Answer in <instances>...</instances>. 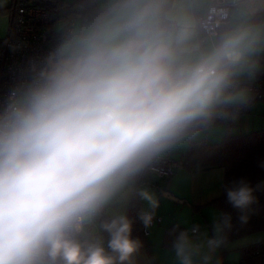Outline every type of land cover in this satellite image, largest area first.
I'll use <instances>...</instances> for the list:
<instances>
[{"label":"clouds","instance_id":"1","mask_svg":"<svg viewBox=\"0 0 264 264\" xmlns=\"http://www.w3.org/2000/svg\"><path fill=\"white\" fill-rule=\"evenodd\" d=\"M262 69L264 0H79L0 110V264H134L118 208L138 195L151 227L141 179L237 121ZM254 191L240 180L227 198L243 213ZM225 229L180 231L178 264H210Z\"/></svg>","mask_w":264,"mask_h":264},{"label":"trees","instance_id":"2","mask_svg":"<svg viewBox=\"0 0 264 264\" xmlns=\"http://www.w3.org/2000/svg\"><path fill=\"white\" fill-rule=\"evenodd\" d=\"M78 2L79 0H73V2L40 0L43 6L51 12H56L59 17L71 13L74 10V5ZM63 6L68 7L65 13L58 10ZM10 11L11 5L0 8L2 13H9ZM261 77H264V75ZM228 125L230 126V124ZM182 164L190 173L215 167L224 169L222 195L213 199L211 204L221 211L219 223H223L225 217H230L231 229H225L226 244L264 230V129L252 130L246 133H235L228 129L225 137L217 142H210L205 137L197 139L189 143ZM144 180L145 176L140 182ZM240 180L246 181L249 186L255 189L254 195L256 197V202L243 213L240 209L234 208L227 198V189L234 187ZM168 182L169 180H165V186L159 187V189L164 192L168 191ZM159 183L160 181L157 180L156 185ZM142 211L140 199L138 195H134L127 216L133 221V238L139 239L142 245L135 256L146 249L153 260L156 261L151 250V244L142 231V221L139 218ZM242 214L248 216L247 223L240 221L239 217ZM183 229L177 222L167 226L164 231L163 245L172 247L175 237ZM104 235L107 237V234ZM225 247L226 245L217 250L211 264H264V242L240 248V260L237 263H231L227 260L228 251Z\"/></svg>","mask_w":264,"mask_h":264},{"label":"built area","instance_id":"3","mask_svg":"<svg viewBox=\"0 0 264 264\" xmlns=\"http://www.w3.org/2000/svg\"><path fill=\"white\" fill-rule=\"evenodd\" d=\"M9 19V34L3 41L0 52V110L7 100L10 88L24 80L29 74L30 65L41 62L55 46L57 32L53 30V25L60 17L43 6L40 0H12ZM251 88L254 100L242 112L249 111L255 102L264 101V77L253 81ZM228 124L231 125V122ZM162 167V173H150L156 175L159 181L169 180L183 164L181 160L169 156ZM163 219L155 212L151 227ZM151 227L146 228L142 223V231L146 236ZM192 229L184 228L182 231L191 233ZM106 241L105 235V247Z\"/></svg>","mask_w":264,"mask_h":264},{"label":"rangeland","instance_id":"4","mask_svg":"<svg viewBox=\"0 0 264 264\" xmlns=\"http://www.w3.org/2000/svg\"><path fill=\"white\" fill-rule=\"evenodd\" d=\"M65 1L73 2V0H65ZM9 5H11V0H0V8H5L8 7ZM58 10L62 13H65L68 10V7L63 6L58 8ZM68 16H61L60 19L54 23L53 30L55 32H57L58 25ZM9 29H10L9 13L0 12V52L2 49L3 41L9 34ZM230 126L227 124L224 127L226 130L230 129L233 132L234 130H232ZM219 139L221 140V138ZM188 147L189 144L177 149L176 150L177 152L175 151L170 156L175 159L181 160L184 154L183 151H185L184 149H188ZM157 180L158 178L156 175L148 173L147 175H145V180L140 182L138 185V187H147L151 192H153L156 195L159 201V207L155 209V212L156 214L164 218L163 222H157L154 226H152L150 228L149 235H147V239L151 244V250L155 256L156 261L153 260V258L146 249H143V251L138 256H134V263L178 264V261L175 258V254L172 251V247L163 245L165 228L174 222H177L182 227H188L189 229H192L194 225H198V227H200V233H198V235L201 236V240H204L205 236L207 238H211L215 235L214 225L216 223H219V221L217 222V218H214L215 216L212 211L210 212L206 211V213H204L202 207L201 209L198 210L195 209L194 206L189 205L188 203L176 201L165 196L164 191H161L159 189V187L161 188L165 186V180H160V183L156 185ZM156 186L158 188H156ZM133 196L134 195L130 197V200L126 204L120 206L118 208V211L123 212L124 214L127 215V213L129 212V206ZM139 199H140L141 209L143 211L152 210L149 207L147 201L142 200L140 197ZM208 206L210 209L218 208L213 204ZM216 252L213 254V258L210 264L212 263ZM227 260L234 263L231 257H228Z\"/></svg>","mask_w":264,"mask_h":264},{"label":"crops","instance_id":"5","mask_svg":"<svg viewBox=\"0 0 264 264\" xmlns=\"http://www.w3.org/2000/svg\"><path fill=\"white\" fill-rule=\"evenodd\" d=\"M262 75H264V69L257 74L255 80L260 78ZM230 128H232L235 133H246L252 130L264 129V101H257L252 105L249 111L242 112L237 121L231 122ZM226 133L227 130L223 127L222 130L201 138L205 137L210 142H217L220 141L219 138L223 139ZM184 150L183 158L185 157L188 149ZM223 180L224 169L222 167H215L208 170L190 173L183 166L178 168L174 175L169 179L168 191L182 200L181 202L188 203L189 205L194 206L195 209L197 208L199 210L202 207L204 213H206V211H212L215 216L214 218H217L218 222L221 217V211L218 208L210 209L208 205H211L213 199L222 195ZM195 226L198 225H194L192 228ZM258 242H264V230L226 244L225 248L228 251L227 258L231 257L233 262L237 263L240 260V248Z\"/></svg>","mask_w":264,"mask_h":264},{"label":"water","instance_id":"6","mask_svg":"<svg viewBox=\"0 0 264 264\" xmlns=\"http://www.w3.org/2000/svg\"><path fill=\"white\" fill-rule=\"evenodd\" d=\"M164 195L167 196V197H169V198H171V199H173V200L182 201L178 197H176L173 193H171L169 191L164 192Z\"/></svg>","mask_w":264,"mask_h":264}]
</instances>
